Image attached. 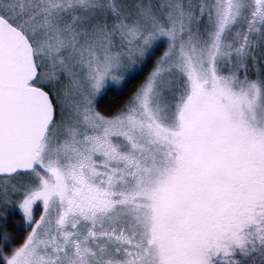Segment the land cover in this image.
Instances as JSON below:
<instances>
[{"label": "snow or ice", "instance_id": "1", "mask_svg": "<svg viewBox=\"0 0 264 264\" xmlns=\"http://www.w3.org/2000/svg\"><path fill=\"white\" fill-rule=\"evenodd\" d=\"M0 264H264V0H0Z\"/></svg>", "mask_w": 264, "mask_h": 264}]
</instances>
